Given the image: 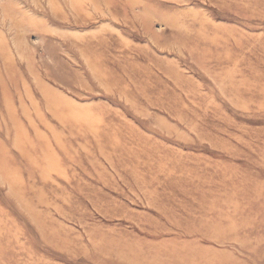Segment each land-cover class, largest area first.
Here are the masks:
<instances>
[{"label":"rangeland","instance_id":"obj_1","mask_svg":"<svg viewBox=\"0 0 264 264\" xmlns=\"http://www.w3.org/2000/svg\"><path fill=\"white\" fill-rule=\"evenodd\" d=\"M0 79V264H264V0H0Z\"/></svg>","mask_w":264,"mask_h":264},{"label":"bare ground","instance_id":"obj_2","mask_svg":"<svg viewBox=\"0 0 264 264\" xmlns=\"http://www.w3.org/2000/svg\"><path fill=\"white\" fill-rule=\"evenodd\" d=\"M5 70H6V72L9 71L8 68H6ZM11 79H13V78L10 77V80H11ZM0 80H1V79H0ZM15 88H16V89H19V88H18V85H16ZM23 90H24L26 93L28 92L26 89H23ZM23 90H22V86H20V92H22ZM24 91H23V92H24ZM23 92H22V97H23V94L25 93V92H24V93H23ZM20 97H21V94H20ZM20 104H21V106H23V105H22V104H23V101L21 102V99H20ZM7 105H10V103H9L8 101H7ZM30 105L32 106L31 108H32L33 110H36V107H35V105H34L33 103H31ZM53 107L56 108V106H53ZM54 108H53V110H54Z\"/></svg>","mask_w":264,"mask_h":264},{"label":"crops","instance_id":"obj_3","mask_svg":"<svg viewBox=\"0 0 264 264\" xmlns=\"http://www.w3.org/2000/svg\"><path fill=\"white\" fill-rule=\"evenodd\" d=\"M31 106V105H30ZM32 107V106H31Z\"/></svg>","mask_w":264,"mask_h":264}]
</instances>
